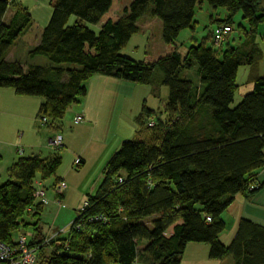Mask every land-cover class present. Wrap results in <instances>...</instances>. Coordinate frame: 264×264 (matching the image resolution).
Here are the masks:
<instances>
[{
    "label": "trees",
    "instance_id": "16d2710c",
    "mask_svg": "<svg viewBox=\"0 0 264 264\" xmlns=\"http://www.w3.org/2000/svg\"><path fill=\"white\" fill-rule=\"evenodd\" d=\"M204 1L228 10L219 26L234 31L233 17L242 13L250 32L243 33L240 46L225 50L223 44L214 46L210 34L213 46L193 45L183 56L178 38L194 27ZM13 3L0 0V89L43 98L39 117L46 125L61 121L85 98L86 82L97 75L169 90L166 120L159 113L153 128L146 123L152 130L148 140L122 144L105 169L99 194L89 197L66 236L48 244L36 237L30 241L40 246L36 264H136L140 258L181 264L190 244L209 245L211 260L264 264L263 225L242 219L231 244L220 241L226 230L222 216L235 197L264 189L257 178L264 169V77L255 69L262 55L256 44L264 23L261 0H131L121 13L119 0H52L40 44L29 53L30 60L44 61L27 70L7 59L33 24L26 9L4 23ZM146 15L162 22L166 52L137 62L122 51ZM246 66L255 69L253 91L234 107L238 70ZM155 113L144 106L138 123ZM61 166L57 155L22 158L11 168L0 187L1 242L13 244L17 234L27 232L31 224L24 217L35 206L36 180H50ZM39 209L35 206L34 215ZM96 217L107 222H91Z\"/></svg>",
    "mask_w": 264,
    "mask_h": 264
},
{
    "label": "crops",
    "instance_id": "0c3cea01",
    "mask_svg": "<svg viewBox=\"0 0 264 264\" xmlns=\"http://www.w3.org/2000/svg\"><path fill=\"white\" fill-rule=\"evenodd\" d=\"M13 2V5L8 9L4 23L9 25L17 11L26 9L33 19V24L16 41L7 59L11 62L17 60L22 62L25 70H27L30 64L44 61L42 58H38L35 61L30 60L29 53L31 49L40 44L43 30L47 26L51 15L49 14L46 17L44 14L40 22L36 14L28 9V0H13ZM203 4L204 2L200 5ZM263 5L264 0H261V8L264 11ZM149 19L154 21L157 18L151 17ZM220 21L218 19L211 20V25L209 26L210 34H213ZM153 23L147 21L144 27L138 26V35L145 33L144 30H148ZM100 27L98 26L94 29L98 31ZM197 29L195 15V25L192 29H188L191 31L190 40L193 45L202 43L207 45V42L210 41L209 34L206 37L203 36V40L199 44L195 38ZM241 34L239 32L238 37L236 34L230 35L222 45L223 49L225 50V48L227 49L231 46H240L243 41ZM177 44L179 45L178 42ZM165 51L166 46L164 44V46L160 47V51H157L158 53L150 54L159 55L165 53ZM241 69L242 67L238 70V77ZM245 69L247 71V87L251 89L253 85L249 81L255 69L251 66H246ZM258 74L264 77V73L261 72L260 68L258 69ZM85 86L87 89L86 97L80 100L79 103L72 105L61 121L50 122L48 125L43 124L39 117L40 108L45 102L43 98L20 96L14 90L0 89V182L5 181L6 183L9 181V171L22 158L51 159L57 155L60 156L57 154L60 150H54L50 146L51 141L58 136L63 139L61 151L64 154L63 156H65V161L71 164L72 170L77 169L75 161L78 158L82 160L79 168L82 169L80 174H84L98 166L107 167L112 157L120 150L122 143L129 138V133H126V124H128L126 116L130 114L132 118L133 116L135 118L140 106L146 100L142 96L141 90H139L141 89L139 85L114 78L97 75L86 82ZM151 86H155L158 91V84ZM136 95L137 97L139 96L137 99L138 109L132 111ZM79 116L83 117V122L75 124V119ZM68 156L73 158L67 161L69 158L66 159V157ZM65 161L62 159V163ZM102 178H104V173ZM257 178L260 183H264V169L258 172ZM59 182L64 181H58L54 185H48L43 182L51 203L46 208H49L47 214H44V216L40 215L39 220L33 219L34 223L31 226H36L32 227V229L37 230L35 231V237L38 240L45 239V242L51 240L55 242L65 237L70 225L77 218L79 211L83 207H80L72 220L61 227L67 217L66 215H68V211L64 207V196L66 193L58 197L53 191L54 186ZM57 200L60 201V205L56 203ZM222 218L226 223V230L220 236V241L225 246L231 244L242 219L251 220L264 226V189L253 197L244 194L237 195ZM229 224H231V229ZM28 229H31V227H28ZM63 231L65 232L62 233ZM17 236L18 234L15 238ZM209 252L210 246L207 244H190L181 258V264H233L230 258L224 261L211 260ZM136 264L148 263L144 258H140Z\"/></svg>",
    "mask_w": 264,
    "mask_h": 264
},
{
    "label": "rangeland",
    "instance_id": "374dc122",
    "mask_svg": "<svg viewBox=\"0 0 264 264\" xmlns=\"http://www.w3.org/2000/svg\"><path fill=\"white\" fill-rule=\"evenodd\" d=\"M130 1L131 0H119L120 13L123 12V10L130 3ZM51 5H52V0H28L27 3L28 9L36 14L40 22L42 21V16L44 14L46 15V17H48L49 14L50 15L52 14ZM263 9H264V5H263ZM149 18H151V16L147 15L143 19H140L138 26L144 27L147 21L151 23L154 22L151 25V27H149L148 30L145 29L144 30L145 33H142L141 35L138 34L135 35L131 43L122 51L123 55L130 57L131 59H134V61L137 62L144 61L147 54L158 53L157 51H160V47L164 46L165 44L162 39V31H163L162 22L159 19L151 21ZM228 18L229 15L227 9L224 8L215 9L211 7L206 1H204L203 5H198L196 10V21H197L198 29H197V34L195 36V38L197 39V43L200 44L202 42L203 36L206 37L207 34L210 35L211 31H209V26L211 25L210 23L212 19L227 21ZM75 20H77L75 17L72 18L71 24H73ZM232 21L234 27V31L232 33L233 35L236 34L238 37L239 30H241L240 31L242 33L241 36L243 37H244L243 33L250 32L249 23L244 19L242 13H239L238 15L234 16ZM190 39H191V31L189 30L183 31L178 39V43L179 45H181L180 52L183 56L187 54L188 48L193 46L192 41ZM256 44H257V48L261 51L262 55H261V60L259 61L258 66L255 67V69L258 71V69L260 68L261 72L264 73V23L261 24L258 28ZM207 45L213 46L212 41L210 40L209 42H207ZM214 46H216V44H214ZM221 56L222 54L219 55V57ZM246 72L247 71L245 67H242L238 77V84L240 85V89L236 93L233 103L234 107H237L241 103L245 95L253 91V88L248 89L247 87L248 83L246 78L247 76ZM157 75L159 76L160 73L158 72ZM139 87L141 88L139 90H141L140 92H142V96L145 97L144 99L146 100V102H144L143 105L140 106V110L137 111L138 114L135 118L134 116L132 118V115L130 116V114L126 116V119L128 121V124H126V128H127L126 133H129V138H128L129 140L127 139L125 141L148 140L150 134H152V130L146 127V123L148 121L158 122L159 113H161L162 115L163 122L167 118L166 105L168 103V96H169L168 88L159 87L158 85V91H157L155 86L139 85ZM159 88L161 89L159 90ZM138 97L136 95V101L135 104L133 105L132 111H136V109H138V100H137ZM144 106H146L151 111H155L156 113L155 116L151 117L149 120L148 118H146L144 121V125H140L138 123V118L142 114ZM57 154H59L60 157L65 161V156H63L64 154L61 150ZM67 158H69L67 161H70L73 157L68 156L66 157V159ZM105 168H106L105 166H98L97 168L91 169L84 174H80V171L82 169L77 168L72 170L71 164H68L65 161L62 163V166L59 169V171L56 173V175L52 176L50 180L46 181V184L54 185L56 182L63 180L68 185V191L64 196L65 198L64 207L66 208V211H68V215H66L67 217L65 221H63V223L61 224V227L63 225H66L70 220H72L76 216L80 207L83 206L88 201L90 196L93 198L99 194L103 184L102 176ZM2 183L5 184V181L0 182V185H4ZM48 209L46 208L39 209L37 215L26 213L24 218H28L26 222H29V224L32 225L34 223L33 218L39 220L40 215L44 216V214L48 213L47 212ZM31 225H29V227H36ZM229 228L231 229V224H229ZM27 231H31V229H28Z\"/></svg>",
    "mask_w": 264,
    "mask_h": 264
},
{
    "label": "built area",
    "instance_id": "2783aa9c",
    "mask_svg": "<svg viewBox=\"0 0 264 264\" xmlns=\"http://www.w3.org/2000/svg\"><path fill=\"white\" fill-rule=\"evenodd\" d=\"M233 32L232 28L226 25L218 26L215 31H213V43L216 46L221 47L222 44L226 41V39ZM43 124H47V119H42ZM83 122V117L79 116L75 119V124H80ZM155 126L154 122L149 123V127L153 128ZM50 146L54 150H61L63 148V139L61 136L56 137L51 141ZM82 164V160L78 158L75 161V167L78 168ZM122 182V181H121ZM36 190L33 194L35 200V206H39L40 208H47L50 205V200L47 195V189L44 187V183L42 180H36L35 182ZM54 192L58 197H61L68 190V186L64 182H59L54 186ZM56 203L60 205V201L57 200ZM35 206L30 207L27 210L28 214H35ZM88 207V203L86 202L82 207V212ZM77 219H79V215L74 220V222L70 225L68 232L71 227L76 223ZM107 222L104 217H96L91 220V222ZM63 231L62 233H64ZM35 234L33 232H21L14 240L13 244H5L0 241V264H36L38 250L40 246H30V241L34 240ZM50 242V241H49ZM49 242H45L48 244Z\"/></svg>",
    "mask_w": 264,
    "mask_h": 264
}]
</instances>
